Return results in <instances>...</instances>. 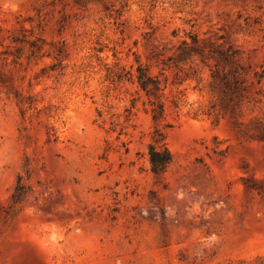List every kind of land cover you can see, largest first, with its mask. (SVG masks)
<instances>
[{
	"label": "rangeland",
	"instance_id": "obj_1",
	"mask_svg": "<svg viewBox=\"0 0 264 264\" xmlns=\"http://www.w3.org/2000/svg\"><path fill=\"white\" fill-rule=\"evenodd\" d=\"M38 13L51 54L0 57V264H264V94L239 126L229 113L194 116L218 101L216 60L178 49L191 35L231 46L252 80L264 71V0H0V50ZM137 59L164 86L158 126L173 160L162 176L144 92L108 78V65Z\"/></svg>",
	"mask_w": 264,
	"mask_h": 264
},
{
	"label": "trees",
	"instance_id": "obj_2",
	"mask_svg": "<svg viewBox=\"0 0 264 264\" xmlns=\"http://www.w3.org/2000/svg\"><path fill=\"white\" fill-rule=\"evenodd\" d=\"M64 2L65 0H58ZM93 0H75L80 5H87ZM34 20V16H30ZM43 17L38 13L37 24L30 27L21 24L8 34L10 42L8 44L1 43L4 49L0 50V57L15 63H20L21 58L25 55L29 60L40 59L50 55L51 51L47 49V45L55 46L56 42H48L41 32H37L36 28H42ZM3 28L0 26V31ZM192 40L183 39L178 47L180 50L179 58L187 57L192 53L199 54L204 58H214L216 63L211 68L213 78V88L218 93V101L212 102L208 110L190 109L188 112L194 116L201 114L219 115L229 113L233 118L236 126L242 122L238 120V115L242 111L245 104L256 103L258 95L264 94V71H253V79L250 80V67L245 63H241V56L238 51L231 46L220 47L210 40L201 39L198 36L191 35ZM13 45L15 48L9 49L5 46ZM54 62L52 66L56 67L63 63V55L65 49L63 46L54 47ZM118 66V64H117ZM108 78L114 82H122L125 80H133L137 82L138 87L146 96L144 101L147 110L150 112L156 127L152 134V141L149 143L148 155L151 163V170L157 176H162L173 160V151L169 147L164 131L158 126L160 121L166 118V104L164 98V86L161 78L153 74L148 65L137 59V63L132 64V69L119 65L114 68L108 65ZM175 106L178 111L181 107L177 101ZM136 99H133V106ZM260 139L264 140V129L256 134ZM26 189L22 186V178L19 179L13 193V209L16 211L17 205L23 201L26 196Z\"/></svg>",
	"mask_w": 264,
	"mask_h": 264
}]
</instances>
